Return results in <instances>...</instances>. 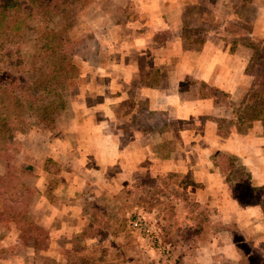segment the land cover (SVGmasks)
Returning a JSON list of instances; mask_svg holds the SVG:
<instances>
[{
    "label": "rangeland",
    "instance_id": "rangeland-1",
    "mask_svg": "<svg viewBox=\"0 0 264 264\" xmlns=\"http://www.w3.org/2000/svg\"><path fill=\"white\" fill-rule=\"evenodd\" d=\"M161 1L83 0L70 19L76 73L62 90L67 105L52 122L29 114L15 134L29 211L47 238L14 246L0 264H175L167 261L171 241L179 244L183 234L189 258L179 257L180 264H247V257L264 264V210L236 197L250 198L249 182L260 192L264 185L248 181L228 150L210 152L222 182L207 191L204 182L214 179L194 178L190 165L164 168L179 148L191 162L214 135L190 126L195 118L148 107L151 97L163 105L165 94L193 81L175 78L188 71L186 59L204 39L226 41L244 57L252 44L263 46L251 32L264 0ZM244 70L263 79L264 56L248 58ZM200 94L215 96L218 106L227 101L218 87L201 84ZM257 103L239 99L231 118L223 108L211 115L222 120L215 135L245 131L249 105ZM174 222V236L163 237L162 226ZM14 244L15 229L2 225L0 246Z\"/></svg>",
    "mask_w": 264,
    "mask_h": 264
},
{
    "label": "trees",
    "instance_id": "trees-1",
    "mask_svg": "<svg viewBox=\"0 0 264 264\" xmlns=\"http://www.w3.org/2000/svg\"><path fill=\"white\" fill-rule=\"evenodd\" d=\"M82 7L83 0H0V227L8 225L15 229L17 243L11 248L1 245L0 257L12 253L14 246L27 242L38 246L39 237L44 241L47 238V231L29 211V189L21 181V170L15 164L19 144L15 134L21 131L29 114L39 121L52 122L55 114L67 105L62 90L76 73L69 22ZM26 44L29 49L24 48ZM250 47L249 60L264 56V45ZM242 99L258 101L257 105H249L248 118L264 122V78H253ZM253 108L256 112L251 113ZM246 178L249 181L248 173ZM248 185L250 198L236 195L238 201L257 204L264 210V192L257 191L250 182ZM174 224L162 226L163 237L172 235L169 229ZM182 236L179 244L177 240L171 241L167 261L172 259L176 264L187 252L183 248L187 235ZM247 259V264H260Z\"/></svg>",
    "mask_w": 264,
    "mask_h": 264
},
{
    "label": "crops",
    "instance_id": "crops-1",
    "mask_svg": "<svg viewBox=\"0 0 264 264\" xmlns=\"http://www.w3.org/2000/svg\"><path fill=\"white\" fill-rule=\"evenodd\" d=\"M190 1L192 0H188V2ZM164 5L163 3V7H166ZM257 9L259 10L257 15H255L257 23L251 33L254 35L253 37L257 34L261 36H259L260 39H264V5H261ZM170 11H172L171 8L169 10L165 9L166 13H170ZM259 28L262 29L260 30ZM208 38L199 43L197 54L186 59L189 66L188 71L175 78L176 83L186 81L188 78H193V81H188L185 88L176 90L173 94H165L166 97L163 105L157 104L155 98L151 97L148 107L165 109L167 116L171 118H195V121L198 120L197 123L194 124L191 121L189 122L190 126L195 125L193 128L205 126L207 132L209 131L214 135L213 141L209 145L207 144L206 147L201 148L198 152L199 156H195L191 161L192 163L187 161L188 157L183 158V155H188V152L183 153V150L179 148V155L177 154V149L166 156L163 161V164H165L163 167L167 166L171 170H183L185 166L190 165L194 178L199 180L214 179L212 183L204 182L203 188L207 191V189L212 186L217 187L222 182V175L213 168V162L209 158L210 152L228 150L230 153L237 155L241 164L249 172V179L253 182L252 184L264 185V132L262 121L254 119L243 132L231 131L226 134L220 133L217 136L215 135L216 129L217 131H221L219 125H217V121L219 123L222 120L219 118H216V120L209 118L219 110H222V108L225 116L232 117L233 106L239 99L241 101L253 81L252 75L246 73L244 70L251 50L247 47L246 56H240L239 54L243 52H240L238 48L229 52L228 42L219 41V39L218 41L210 40ZM201 84L204 87H218L227 92L225 104L218 106L215 103V96L211 94L201 95ZM185 99H188V101H184ZM200 115L205 116L200 117ZM205 135L209 136V133ZM200 192L199 188L198 193ZM226 201L228 202L229 200ZM184 256L186 258L183 261L189 258L188 253L184 252L181 258ZM176 264H180L179 261Z\"/></svg>",
    "mask_w": 264,
    "mask_h": 264
},
{
    "label": "built area",
    "instance_id": "built-area-1",
    "mask_svg": "<svg viewBox=\"0 0 264 264\" xmlns=\"http://www.w3.org/2000/svg\"><path fill=\"white\" fill-rule=\"evenodd\" d=\"M152 220L155 221V220H156L155 217H153ZM153 223H154V222H153ZM153 223H152V225H153ZM167 249H168V248H165V251H166Z\"/></svg>",
    "mask_w": 264,
    "mask_h": 264
}]
</instances>
